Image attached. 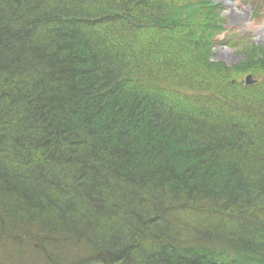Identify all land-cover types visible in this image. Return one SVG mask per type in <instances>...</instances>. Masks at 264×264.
<instances>
[{"label":"trees","instance_id":"16d2710c","mask_svg":"<svg viewBox=\"0 0 264 264\" xmlns=\"http://www.w3.org/2000/svg\"><path fill=\"white\" fill-rule=\"evenodd\" d=\"M220 9L0 0V264H264V50L210 60Z\"/></svg>","mask_w":264,"mask_h":264},{"label":"rangeland","instance_id":"374dc122","mask_svg":"<svg viewBox=\"0 0 264 264\" xmlns=\"http://www.w3.org/2000/svg\"><path fill=\"white\" fill-rule=\"evenodd\" d=\"M221 5L220 15L224 17L225 32L217 35V43L213 46V54L210 60L219 61L227 66L244 61L249 52L264 50V2L262 0H212ZM228 38L227 44L222 41ZM236 44H246V50ZM251 76L252 83L263 79L261 76L254 77L252 73L242 76L246 84L245 76ZM206 215V214H205ZM204 219H207L205 216Z\"/></svg>","mask_w":264,"mask_h":264},{"label":"water","instance_id":"95a60500","mask_svg":"<svg viewBox=\"0 0 264 264\" xmlns=\"http://www.w3.org/2000/svg\"><path fill=\"white\" fill-rule=\"evenodd\" d=\"M245 80H246V84H250L252 83L253 81L251 80V76L248 74L245 76Z\"/></svg>","mask_w":264,"mask_h":264}]
</instances>
